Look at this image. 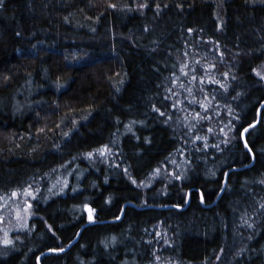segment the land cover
Masks as SVG:
<instances>
[{
    "label": "trees",
    "instance_id": "trees-1",
    "mask_svg": "<svg viewBox=\"0 0 264 264\" xmlns=\"http://www.w3.org/2000/svg\"><path fill=\"white\" fill-rule=\"evenodd\" d=\"M30 190L0 264H264V0H0V204Z\"/></svg>",
    "mask_w": 264,
    "mask_h": 264
},
{
    "label": "rangeland",
    "instance_id": "rangeland-1",
    "mask_svg": "<svg viewBox=\"0 0 264 264\" xmlns=\"http://www.w3.org/2000/svg\"><path fill=\"white\" fill-rule=\"evenodd\" d=\"M102 152V151H101ZM32 191L16 193L6 197L0 204V238L4 241L14 236L17 230H23L32 215L30 197Z\"/></svg>",
    "mask_w": 264,
    "mask_h": 264
},
{
    "label": "water",
    "instance_id": "water-1",
    "mask_svg": "<svg viewBox=\"0 0 264 264\" xmlns=\"http://www.w3.org/2000/svg\"><path fill=\"white\" fill-rule=\"evenodd\" d=\"M261 109H262V106L260 107V109H259V120H260V118H261ZM223 191L224 190H222V192L220 193V195H219V197L217 198V200L220 198V196L222 195V193H223ZM189 196H190V193H189ZM190 202V197H189V200H188V203ZM171 207H173L172 205H168V206H166V207H164V208H171ZM123 214H124V208H123V211H122V215H121V217L123 216ZM120 217V218H121ZM83 230V228L79 231V233H78V235L76 236V238L66 247V248H64V249H60V250H52L53 252H56V253H63V252H65V251H67L68 249H70V247H72V245L79 239V237H80V234H81V231ZM52 251H50V252H52Z\"/></svg>",
    "mask_w": 264,
    "mask_h": 264
},
{
    "label": "snow or ice",
    "instance_id": "snow-or-ice-1",
    "mask_svg": "<svg viewBox=\"0 0 264 264\" xmlns=\"http://www.w3.org/2000/svg\"><path fill=\"white\" fill-rule=\"evenodd\" d=\"M4 243H11V241L5 240Z\"/></svg>",
    "mask_w": 264,
    "mask_h": 264
}]
</instances>
